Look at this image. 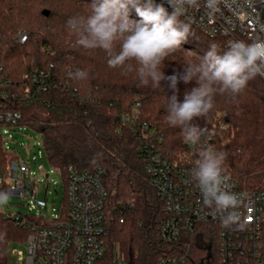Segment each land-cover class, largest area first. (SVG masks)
Masks as SVG:
<instances>
[{
    "label": "trees",
    "instance_id": "1",
    "mask_svg": "<svg viewBox=\"0 0 264 264\" xmlns=\"http://www.w3.org/2000/svg\"><path fill=\"white\" fill-rule=\"evenodd\" d=\"M92 3L0 0V59L9 83L6 106L21 113L22 127L42 137L47 162L63 176L65 206L70 166L106 169L109 245L118 250L124 264H157L161 257L185 254L186 250L161 237L163 205L145 171L138 136L120 117L140 104L139 119L156 126L167 151H183L185 140L180 127L167 123L166 97L173 94L167 80L161 81V88L151 83L139 86L135 71L111 68L103 50H87L76 43L78 37L68 21L89 15ZM129 18L140 19L133 8ZM21 30L27 34L24 44L15 40ZM192 31L194 35L163 61L165 77L182 72L188 61L199 62L211 44H217L221 52L227 49V38L211 39L193 26ZM77 69L87 71V79L70 78L68 73ZM39 71L51 74L47 91L31 81V75ZM196 86L195 81H180L179 101ZM214 99L215 107L208 116L195 118L193 123L215 133L216 150L226 154L227 173L245 188L264 190V79L249 80L235 101L220 94ZM0 157L5 164L4 154ZM28 236L29 230L0 212V264H8L12 245L25 243ZM185 264H219L213 232L195 235Z\"/></svg>",
    "mask_w": 264,
    "mask_h": 264
},
{
    "label": "built area",
    "instance_id": "2",
    "mask_svg": "<svg viewBox=\"0 0 264 264\" xmlns=\"http://www.w3.org/2000/svg\"><path fill=\"white\" fill-rule=\"evenodd\" d=\"M155 1L172 12L167 0ZM219 9L209 16L208 10L202 6L198 11L190 9L187 17H190L191 25L207 37L227 38V45L233 40H264V0H222ZM15 40L24 44L26 32L19 31ZM4 72L0 59V153L4 154L5 160L4 164L0 157L4 172L2 191H9L11 196L25 200L31 199L33 203L36 201L35 184L47 181L34 178L29 159H22L15 150L3 147L9 131L22 127L21 113L6 106L9 83ZM31 81L43 91L51 88L50 72H35ZM54 83L64 86L61 81ZM139 106L136 104L132 112L122 115L120 120L138 136L145 171L163 205L162 239L186 250L185 254L161 257L157 264H185L195 235L199 232L207 234L208 231L216 236L219 264H264V190L245 188L227 173L230 175V191L240 196L241 203L236 209L240 219L231 227H225L221 214L213 215L212 210L204 206L202 193L191 179L199 151L208 146L216 149L215 133L206 130L197 145L192 146L185 141L183 151H167L164 137L156 126L139 119ZM52 171L60 173L55 168ZM106 175L107 171L102 166L83 170L70 166L66 206L63 204L50 219L41 213L33 214L31 211L35 206L29 204L30 214L4 212L18 226L29 230L25 242L27 252L14 248L12 256L21 264H124L118 250L111 248L107 241L109 191ZM241 223L243 228L239 227Z\"/></svg>",
    "mask_w": 264,
    "mask_h": 264
},
{
    "label": "clouds",
    "instance_id": "3",
    "mask_svg": "<svg viewBox=\"0 0 264 264\" xmlns=\"http://www.w3.org/2000/svg\"><path fill=\"white\" fill-rule=\"evenodd\" d=\"M222 0H167L172 12L155 0H93L91 13L68 21L77 35L76 43L87 50L101 49L108 56V66L122 68L125 73L135 71L139 86L161 88L167 80L173 94L166 97L167 123L180 127L184 140L192 146L201 141L205 129L194 124L195 118L207 117L215 107L217 94L233 101L246 88L248 81L264 77V40L245 42L233 40L223 52L217 44L199 62L188 61L183 71L165 77L163 61L176 52L189 36L194 35L188 11L202 6L209 16L218 12ZM135 9L139 20L129 18ZM184 17V19H182ZM135 62L136 67L133 66ZM73 80H85L88 73L77 69L69 72ZM195 81L197 86L184 93L179 101L178 83ZM191 170V179L203 196V204L212 214H221L225 227L240 219L236 209L240 196L229 188L230 175L224 167L226 154L208 146L198 153ZM11 192L0 191V206L6 205ZM240 228L244 224H239Z\"/></svg>",
    "mask_w": 264,
    "mask_h": 264
},
{
    "label": "rangeland",
    "instance_id": "4",
    "mask_svg": "<svg viewBox=\"0 0 264 264\" xmlns=\"http://www.w3.org/2000/svg\"><path fill=\"white\" fill-rule=\"evenodd\" d=\"M4 149H13L20 154L22 159L30 161L32 171L35 173L34 178H45L46 183H36V201L31 203V199L25 200L18 196H11L6 205L0 206V212L21 214H39L41 213L46 219L56 215L63 206L65 198V185L63 176L59 172H53L51 166L47 162L46 154L43 149L42 137L31 129L25 127H17L9 131L5 136ZM173 153H178L174 152ZM181 152V151H179ZM49 175V178L46 176ZM3 166L0 163V191L3 187ZM34 205L35 209L30 212L29 205ZM21 250L24 253L26 243L14 244L10 248V256L8 264H21L12 256L13 249Z\"/></svg>",
    "mask_w": 264,
    "mask_h": 264
},
{
    "label": "water",
    "instance_id": "5",
    "mask_svg": "<svg viewBox=\"0 0 264 264\" xmlns=\"http://www.w3.org/2000/svg\"><path fill=\"white\" fill-rule=\"evenodd\" d=\"M44 14H45L46 16H48V15H49V11H44Z\"/></svg>",
    "mask_w": 264,
    "mask_h": 264
}]
</instances>
